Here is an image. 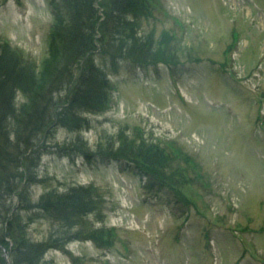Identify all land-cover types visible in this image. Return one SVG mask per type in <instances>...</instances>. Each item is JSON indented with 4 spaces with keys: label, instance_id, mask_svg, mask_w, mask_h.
<instances>
[{
    "label": "rangeland",
    "instance_id": "374dc122",
    "mask_svg": "<svg viewBox=\"0 0 264 264\" xmlns=\"http://www.w3.org/2000/svg\"><path fill=\"white\" fill-rule=\"evenodd\" d=\"M140 1L135 34L145 48L131 44L119 60L86 56L112 83H99V94H112L109 104L64 124L56 119L52 128L49 121L22 157L25 166L29 155L37 159L26 190L33 204L59 205L55 196L74 187L88 189L82 199L90 200L77 203L85 208L69 232L34 215L30 237L67 239L48 249L44 264H260L243 254L232 232L246 234L264 256V137L255 100L235 81L264 103V0H154L155 12L152 0ZM52 7L68 21L62 0H0V39L32 64L24 74L38 75L48 57ZM18 85L36 87L29 79ZM73 89L74 82L56 97L68 102ZM0 258L6 264L1 249Z\"/></svg>",
    "mask_w": 264,
    "mask_h": 264
},
{
    "label": "trees",
    "instance_id": "16d2710c",
    "mask_svg": "<svg viewBox=\"0 0 264 264\" xmlns=\"http://www.w3.org/2000/svg\"><path fill=\"white\" fill-rule=\"evenodd\" d=\"M62 1L68 21L56 18L51 29L48 57L41 63L38 75L35 72L31 75L20 72L25 64L26 68L32 64H28L18 51L0 40V246L10 248V264H44L45 252L58 246V242L64 243L67 240H32L28 236V229L36 219L34 215L42 213L44 217H49V221L55 220L61 224L58 231L62 229L69 232L74 227L72 225H77L76 220L80 214H83V205L90 204L89 199H82L89 197L88 191L80 188L56 195L59 205L51 207L45 203L33 204L28 199L25 187L35 181L37 159L29 155L25 166L22 157L33 152L32 139L37 138L49 121L51 126L57 120L64 124L71 117L101 107L105 96L99 94V91L106 86L100 88L99 83L105 81V77L93 61L86 58L87 55L92 57L98 51L104 57L115 59L130 55L126 48L131 44L135 46L139 43L140 48H145L143 39L137 40L139 37L135 34L141 24L136 22L141 8L140 0ZM99 7L104 17L101 22ZM129 12L134 15L133 19L129 17ZM54 14L57 17L55 7ZM130 34H134L135 38L134 35L131 38ZM21 79H29L31 84L36 85L35 89L29 87L22 91L18 85ZM73 82L72 99L62 102L56 94L65 86L69 88ZM18 91L24 99L16 109L14 97ZM3 108L8 109L6 116L1 115ZM122 157L130 163L137 160L125 155ZM111 158L116 160L115 156ZM24 179L25 187L22 185ZM82 193L87 195L83 196ZM14 197L17 206L13 205ZM44 198L41 196L39 201ZM84 202L78 207L77 203ZM55 236L58 237L57 234Z\"/></svg>",
    "mask_w": 264,
    "mask_h": 264
},
{
    "label": "water",
    "instance_id": "95a60500",
    "mask_svg": "<svg viewBox=\"0 0 264 264\" xmlns=\"http://www.w3.org/2000/svg\"><path fill=\"white\" fill-rule=\"evenodd\" d=\"M6 261H7V264H8V259H7V257H6Z\"/></svg>",
    "mask_w": 264,
    "mask_h": 264
}]
</instances>
